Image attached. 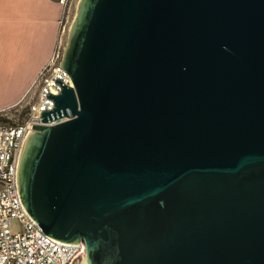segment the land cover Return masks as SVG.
I'll use <instances>...</instances> for the list:
<instances>
[{
  "label": "water",
  "instance_id": "1",
  "mask_svg": "<svg viewBox=\"0 0 264 264\" xmlns=\"http://www.w3.org/2000/svg\"><path fill=\"white\" fill-rule=\"evenodd\" d=\"M60 67L17 187L71 264H264V0H80Z\"/></svg>",
  "mask_w": 264,
  "mask_h": 264
},
{
  "label": "built area",
  "instance_id": "2",
  "mask_svg": "<svg viewBox=\"0 0 264 264\" xmlns=\"http://www.w3.org/2000/svg\"><path fill=\"white\" fill-rule=\"evenodd\" d=\"M55 1L61 7L57 40L50 58L33 82L37 91L32 99L26 101L28 109L23 120L15 123L0 120V264H71L84 251L81 241L77 245H69L47 236L25 211L17 187L18 160L27 132L33 131L32 125L44 124L40 120L41 112L54 107L46 94L57 95L61 92L55 79L72 85L68 73L60 64L65 49L64 34L70 26V9L75 0ZM9 109L1 110L0 117L5 116L2 112ZM47 123L57 122L52 120Z\"/></svg>",
  "mask_w": 264,
  "mask_h": 264
},
{
  "label": "crops",
  "instance_id": "3",
  "mask_svg": "<svg viewBox=\"0 0 264 264\" xmlns=\"http://www.w3.org/2000/svg\"><path fill=\"white\" fill-rule=\"evenodd\" d=\"M60 9L55 0H0V111L23 101L50 58Z\"/></svg>",
  "mask_w": 264,
  "mask_h": 264
},
{
  "label": "rangeland",
  "instance_id": "4",
  "mask_svg": "<svg viewBox=\"0 0 264 264\" xmlns=\"http://www.w3.org/2000/svg\"><path fill=\"white\" fill-rule=\"evenodd\" d=\"M79 1L80 0H75L74 3H73L72 9H70V19H71L70 26H72V23H73L74 19L76 18ZM70 26H68L67 33L64 34V35H66V37L64 38V43H63L64 44V48L66 46V43H68V40H69ZM36 91H37V86L33 87V85H32V87L30 88L29 92L26 93V96L24 97L23 101H21V103L19 105L15 106L13 109L11 108V109H9L7 111L2 112V114L5 115L6 117L10 116L11 119L15 121V119L19 116V113L21 111H23L22 109H23L24 105H26L25 104L26 101L28 99H32L33 96H34V93ZM5 116H1V117H5ZM13 223L16 224L17 222L14 221Z\"/></svg>",
  "mask_w": 264,
  "mask_h": 264
},
{
  "label": "trees",
  "instance_id": "5",
  "mask_svg": "<svg viewBox=\"0 0 264 264\" xmlns=\"http://www.w3.org/2000/svg\"><path fill=\"white\" fill-rule=\"evenodd\" d=\"M21 102V101H20ZM26 104V103H25ZM17 106V105H16ZM15 107V106H14ZM14 107H12V109L14 108ZM26 109H28V105H24V107H23V111H21L20 113H19V116L15 119V121L14 120H12L11 119V117L10 116H8V117H0V120H5L6 122L7 121H9V122H12V123H15V122H19V121H21V120H23V118H24V115H25V112H26Z\"/></svg>",
  "mask_w": 264,
  "mask_h": 264
},
{
  "label": "bare ground",
  "instance_id": "6",
  "mask_svg": "<svg viewBox=\"0 0 264 264\" xmlns=\"http://www.w3.org/2000/svg\"><path fill=\"white\" fill-rule=\"evenodd\" d=\"M83 252H85V250Z\"/></svg>",
  "mask_w": 264,
  "mask_h": 264
}]
</instances>
